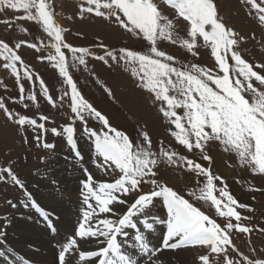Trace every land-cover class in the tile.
Masks as SVG:
<instances>
[{"label":"rangeland","instance_id":"obj_1","mask_svg":"<svg viewBox=\"0 0 264 264\" xmlns=\"http://www.w3.org/2000/svg\"><path fill=\"white\" fill-rule=\"evenodd\" d=\"M223 1L225 5L221 6L219 0H214L217 16L220 22L234 33L232 38L236 40L226 57L228 63L234 67L232 52H236L253 66L254 71L264 76V23L259 20L257 9L253 8L248 0ZM46 2L51 7L54 24L61 29L63 42L61 51L65 53L68 74L75 82L78 92L108 119L112 128L126 134L134 145L144 144L147 147L142 136L145 132L151 140V151L157 161L152 170L156 175L144 177L136 192H130L128 195L118 194L120 198L128 202L133 197L150 192L155 186L148 181L156 179L159 184L171 187L188 199L193 206L215 220L221 228H225L230 221L233 225L239 224L250 229L246 233L240 232L236 227L228 229L230 243L223 245V250H219L218 246L217 252H213L210 245L186 246L185 249L198 259L199 264H229V261L231 264H248L249 261L255 264L256 261H264V173L259 172L258 167L254 168L253 165L242 162L234 150L226 148L218 140H208L203 144V151L201 149L188 151L184 145L179 144L173 135L174 132L180 131L172 123L176 117H166L161 110H168L166 101L158 100L156 93L145 86L147 82L140 79L143 73L139 72L138 64H130L120 59L121 49L150 54V42L138 29L129 31L122 27L115 21V17L108 16L109 10L103 7L100 11L105 13L104 16L96 15L95 11L83 12L82 8L89 7L87 0ZM105 2L107 0H100L101 4ZM153 3L163 16L173 22V27L169 30L172 32V39L158 37L156 41L158 50L175 58L169 63L177 68L195 64L212 70L213 76L223 75L212 55L211 41L206 43L202 36L197 35L190 51L183 43L185 40L189 42L192 40L189 35L190 22L181 17L178 10L171 7L166 0H153ZM256 3L264 7V0H256ZM91 7L95 8V5ZM32 13L35 14V9H32ZM117 14L126 20L122 13ZM27 15L23 9L0 7V41L8 44L12 52L21 58L19 61L5 60L4 55L9 54L7 50H4V55H0V103L13 114L10 118L5 108H0V176L3 177L0 179V211L5 216L3 222H0V242L9 222L8 215L16 205L15 190L18 187L4 169L10 168L20 180L24 170L29 174L35 173L40 164L62 148L69 147L70 155L74 156L64 132L66 126L74 128L73 135L78 140L90 135L85 128L95 130L101 136L108 131L99 120L86 116L85 124L72 113L71 85L60 74L57 62L49 59L50 56L57 55L53 46L56 43L55 37L49 36L42 23L24 18ZM206 30H210V26H206ZM33 44L35 47L29 46ZM64 45L87 49V54H83L85 64L82 65L78 59H74L73 53ZM107 52L116 54L117 60L107 57ZM80 55L82 53H76V56ZM152 55L154 57V54ZM99 56H105L108 63L98 59ZM25 72L32 78L25 76ZM136 72L139 74H134ZM230 75L235 76V73L230 72ZM41 80L46 85L47 94L41 87ZM251 82L258 90L264 91V85L255 78H252ZM21 85L23 92L20 90ZM168 94L173 95V92L170 91ZM31 96L35 98L29 99ZM173 110L180 116H183L185 111L183 108ZM20 116L35 119L38 125L43 123L45 130L27 123L20 126L17 123ZM181 122L185 123V128L190 127L185 121ZM7 128H9L7 133L3 132ZM53 128H56L59 134H53ZM205 131L210 130L206 128ZM191 139L194 141V136ZM44 143L52 144L54 147L44 148ZM76 145L78 149L80 141ZM161 147L167 152L176 153L171 161L161 154ZM204 156L211 159L205 160ZM94 159L97 162L96 156ZM187 160L201 164L202 167L209 169L214 177L222 178L213 181L215 185L213 195L218 198L219 190L225 187L234 197L230 188V182L234 179L235 188L250 199L249 204L239 202L240 205L248 207L233 206L240 213L239 221L235 217L221 216L210 200H198L191 195L193 191L199 194V189L206 184V178L194 167L190 168ZM97 163L90 162L93 168H83V171L86 169V172L91 173L93 169H98L101 173L97 170H93V173L95 179L101 180V175L103 177L109 173ZM111 166L115 169L114 164ZM224 169L231 172L226 173ZM121 175L122 173L115 169L110 178L115 180ZM82 185L80 181L81 200L86 195ZM224 203H227L226 198ZM224 203L220 211H226ZM153 204L154 212L148 217H160L166 221V204L163 197L154 198ZM83 209L86 210L85 207ZM97 218L112 219L110 213L95 217L93 222ZM79 224L76 226L77 231ZM203 256H207L208 260L203 261L201 259Z\"/></svg>","mask_w":264,"mask_h":264},{"label":"snow or ice","instance_id":"obj_2","mask_svg":"<svg viewBox=\"0 0 264 264\" xmlns=\"http://www.w3.org/2000/svg\"><path fill=\"white\" fill-rule=\"evenodd\" d=\"M166 2L177 9L178 14L191 24L189 35L192 40L191 42L183 41L184 46L191 51L197 35L202 36L206 43L211 41L212 55L223 75L213 76L212 70L195 64L177 68L169 63L175 58L158 50L156 41L158 37L172 39V32L169 30L172 29L173 22L161 14L153 0H107L103 4L100 3V0H87L89 7L82 8V11L89 13L95 11L96 15L104 16L105 13L100 11V8L108 9V16L115 17V21L122 27L129 31L138 29L143 37L150 42V54L121 49L120 59L130 64H138L139 72L143 73L140 79L147 82L145 86L156 93L158 100L166 101L168 110H161L166 117H176L172 123L180 131L174 132L173 135L179 144L184 145L188 151L193 149L203 151V144L208 140H218L226 148L234 150L242 162L253 165L254 168L258 167L259 172L264 173V91L258 90L251 82L252 78H255L261 85H264V76L254 71L253 66L243 60L241 55L236 52H232L234 67L228 63L226 57L236 40L232 38L234 33L218 19L214 0H166ZM248 2L257 9L259 20L264 23V7L257 4L256 0H248ZM92 5H95V8L91 7ZM2 6L14 10H25L28 15L24 18L42 23L49 36L55 37L56 43L53 46L57 55L50 56L49 59L57 62L60 74L71 85L72 113L85 124L87 123V116L99 120L108 129L101 136L95 130L85 128V131L95 137L96 152L103 158V164L98 166L109 174L115 169L122 173L113 182H97L91 173H88L87 179L83 182V189L86 193L83 203L87 207L83 212L82 222L79 224L76 236L71 238L60 252V264H65L66 254L71 255L74 249L79 248L78 239L88 242L89 240H99V238H104L106 246L99 248V250H79L78 256L81 261L102 257L98 260V264H135L132 258L121 250V244L117 239L119 235H127L125 232L127 228L136 230L134 239L139 244L140 252L152 254L155 250L149 248L146 236L141 233L133 217L145 216L141 221L142 225L146 230H154V222L159 218H149L146 213L156 197H163L167 206L165 248L177 249L188 244H201L210 245L212 251L217 252L218 246L219 250H223V245L230 243L228 229L236 227L242 233L250 231L249 228L239 224L233 225L230 221L225 228H221L215 220L210 219L208 215L193 206L188 199H185L171 187L159 184L156 179L148 181L155 187L150 192L135 197L134 202L129 205L126 212L119 215L118 219L97 218L93 222L95 217H100L102 214L118 215L117 210L112 205L127 203L118 194L134 193L139 189L144 177L156 175L152 170L157 161L153 158L155 154L151 151V140L145 132L142 136L147 147L144 144L134 145L126 134L112 128L108 119L78 92L75 82L68 74L65 53L61 51V44L63 43L60 34L61 29L54 24L53 13L46 0H0V7ZM32 9H35V14L32 13ZM118 12L122 13L126 20L122 19L117 14ZM206 26H210V30H206ZM29 46L35 47L34 44ZM64 47L73 53L74 59H78L80 64H85L83 54H87V49L72 48L68 45H64ZM4 50H7L9 54L4 55ZM78 52L82 55L76 56ZM0 55H4L5 60L19 61L21 59L12 52L8 44L2 41H0ZM106 56L111 60H117V55L113 52H107ZM98 59L108 63L105 56H99ZM139 72L134 74H139ZM230 72H234L235 76H231ZM25 76L29 79L32 78L27 72H25ZM40 83L47 94L46 85L43 84L42 80ZM20 90L21 92L24 91L22 85ZM170 91L173 92V95L168 94ZM109 94H111L110 90ZM34 98V96L29 97V99ZM0 108H5V106L0 103ZM176 108L185 110L183 116L178 115L173 110ZM5 110L8 116L12 118L13 114L6 108ZM42 119L47 118L42 117ZM182 120L190 127L185 128V123H182ZM17 123L20 126L27 123L45 130L43 123L38 125L35 119L28 117L20 116ZM206 128L210 131H205ZM52 132L59 134L56 128H53ZM64 132L68 144L76 149L74 128L66 126ZM193 136L194 141L191 139ZM39 139L38 136L37 140L39 141ZM43 147L53 148L54 145L44 143ZM160 152L169 161L176 155L174 152L165 151L163 147H161ZM76 155L79 156V151H76ZM203 158L205 160L211 159L209 156ZM180 159L186 158L180 157ZM112 164L115 165V169L112 168ZM187 164L190 168L194 167L200 175L206 178V184L199 189V194L193 191L191 195L198 200H210L221 216L235 217L239 221L241 219L240 213L233 206H248L240 205L226 190V187L219 190V198L213 195L214 179L222 178L214 177L209 169L202 167L199 163H194L192 160H187ZM4 171L9 173L16 185L23 188L22 182L12 173L10 168L4 169ZM0 179L3 177L0 176ZM26 195L31 199L30 194L26 193ZM224 198H226L227 203H224ZM222 203H224L226 211H220ZM33 206H35L34 201ZM45 219H47L46 215ZM160 222L163 223V221ZM172 240H176V242L169 244V241ZM201 259L207 261L208 257L203 256ZM93 264H96V261H93ZM248 264H253V262L249 261ZM255 264H264V261H256Z\"/></svg>","mask_w":264,"mask_h":264},{"label":"bare ground","instance_id":"obj_3","mask_svg":"<svg viewBox=\"0 0 264 264\" xmlns=\"http://www.w3.org/2000/svg\"><path fill=\"white\" fill-rule=\"evenodd\" d=\"M219 2L221 6L225 5L223 0H219ZM8 130L9 128L3 132L7 133ZM74 140L76 144L80 141L78 149H73L70 144L68 145L71 146L74 154L79 151L80 157L76 154L71 156L69 147H65L52 153L43 164L39 165L35 173L29 174L24 170L20 179L23 188L18 186L15 190L16 205L8 215L9 222L1 237L0 264H60V252L70 239L76 236V226L82 222L85 211L83 207H87L79 196L80 181L83 183L89 173L86 172V169L83 171V168L92 169L90 162L103 164L102 157L97 154L95 149L94 136H84L79 140L74 137ZM95 156L97 162L94 159ZM93 170L99 171L98 169ZM93 170L91 175L95 179ZM223 171L231 172L227 169ZM83 172L86 173L83 174ZM95 181L113 182L114 180L110 178L109 174L103 175V177L101 175V180L95 179ZM230 188L238 202L249 204V197L235 188L234 179L230 182ZM26 193L30 194L31 199ZM33 201L35 206H33ZM132 202H134V197L129 199L126 204L112 205L118 213L116 216L111 214L112 219H118L119 215L127 211ZM154 208L155 204L152 203L146 213L147 217L153 214ZM81 209H83L82 212ZM165 210L166 221L159 217L154 222V230H146L142 225L141 221L145 216L133 217L141 233L146 236L149 248L155 250L152 254L140 252L139 244L134 239L136 230L131 228L125 229L127 235L117 237L121 244V250L129 255L135 264H199L198 259L185 249L190 244L177 249L164 247V240L167 236V206ZM45 215L47 219H45ZM4 219L5 216L0 211V222H3ZM174 242L176 240L169 241V244ZM78 244L79 248L74 249L71 255L66 254L65 264H93V261L98 264V260L102 259L100 257L81 261L78 251L99 250L106 246L104 238H100L96 242L95 240L82 242L78 239Z\"/></svg>","mask_w":264,"mask_h":264}]
</instances>
